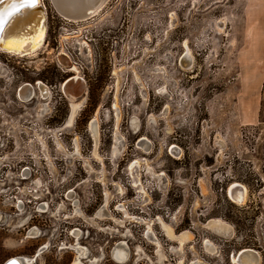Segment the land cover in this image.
I'll use <instances>...</instances> for the list:
<instances>
[{"label": "rangeland", "instance_id": "1", "mask_svg": "<svg viewBox=\"0 0 264 264\" xmlns=\"http://www.w3.org/2000/svg\"><path fill=\"white\" fill-rule=\"evenodd\" d=\"M42 1L36 57L0 51V244L43 246L35 264H72L78 247L84 264H235L244 247L264 264V0H108L79 22ZM83 74L88 107L70 104L65 127L81 100L61 82ZM35 80L52 93L19 96Z\"/></svg>", "mask_w": 264, "mask_h": 264}, {"label": "bare ground", "instance_id": "2", "mask_svg": "<svg viewBox=\"0 0 264 264\" xmlns=\"http://www.w3.org/2000/svg\"><path fill=\"white\" fill-rule=\"evenodd\" d=\"M107 1L108 0H51L56 11L62 17L72 22L84 21L90 19L92 15L94 16L95 14H99V12L103 10ZM11 2H13V0H8L1 6L0 10L6 8ZM46 11V5L42 2V0H37V3L33 7L21 9L18 14L10 19L2 33V36L0 37L1 50L13 55L28 54L29 57H36L37 52L42 48L46 37ZM186 56L188 58L190 57V54L187 53ZM187 60L188 62H186V65H189L190 61L189 59ZM75 68L76 67H74V69ZM69 81V83L75 86L76 90L84 88V82L80 81L76 76L70 78ZM66 88V85H63L64 91L67 92ZM24 90H26V92L32 91L30 86H26ZM73 102V106H76L77 108L79 104H76V102L79 101ZM229 194L235 202H245L248 195V189L245 185H237L234 189L229 190ZM210 225L220 233L231 232V227L226 222L213 220L210 222ZM37 231H32V234H35ZM181 237L182 238L180 239L188 238V236L185 237V235ZM42 250L43 246L32 257L27 255H16L9 258H14L16 264H35L37 257L40 255ZM86 251H83V253L86 254ZM128 254L127 244L124 241L118 242L116 247L113 249L114 259L120 263H126L128 261ZM233 258L236 264H260L261 260L260 254L251 249L243 250L239 253L238 257L234 256ZM73 264L83 263L80 260H75Z\"/></svg>", "mask_w": 264, "mask_h": 264}, {"label": "flooded vegetation", "instance_id": "3", "mask_svg": "<svg viewBox=\"0 0 264 264\" xmlns=\"http://www.w3.org/2000/svg\"><path fill=\"white\" fill-rule=\"evenodd\" d=\"M47 12V11H46ZM46 15H47V18H48V12L46 13ZM96 15V14H95ZM94 15V16H95ZM92 17H93V15H92ZM68 20V19H67ZM46 21H47V19H46ZM69 21V20H68ZM48 24V23H47ZM46 34H47V31H46ZM45 41H46V37H45V39H44V43H43V45H42V47L44 46V44H45ZM0 51H2V52H4L3 50H1V48H0ZM60 52H62V50L60 51ZM64 52V51H63ZM6 53V52H5ZM10 54V53H9ZM67 54V53H66ZM11 55H13V54H11ZM14 55H16V56H20L21 58H23L24 56H27V57H29L28 56V54L27 55H19V54H14ZM68 55V54H67ZM65 59H68L66 56L64 57ZM61 65L62 66H64V64L61 62ZM68 67V66H67ZM75 67V66H74ZM74 67L72 68V70H76L77 68H75L74 69ZM74 73V72H73ZM78 77L77 75H70V76H68V77H66L62 82H61V85H60V92H61V94H62V96H65L68 100L70 99L69 98V96L66 94V92L64 91V89H63V85L65 84V82L66 81H69L70 80V78H72V77ZM79 78H81V80L79 79ZM78 79L80 80V81H83L84 82V88L83 89H81V90H77L80 94H79V100H81V101H79V102H76V104H79L78 105V107L76 108V106H73V104L72 103H74L73 101H75L74 99H71V101L69 100V108H68V114H67V117H66V120H65V123H64V126L65 127H73L74 125H75V123L77 122V120H76V118L80 115V112L81 113H83V112H85L86 111V109H87V107H88V102H89V97L87 96L88 95V84H87V79H86V74H83L82 76L80 75V77H78ZM40 80H35L33 83H31V82H24L23 84H25L26 83V85H21V87H20V89H19V96H21L22 98H24V99H29V98H31V99H36V98H38V96H36V90L39 88L40 89V91H41V93H43L44 94V91L45 92H47L48 91V88H49V90H50V93H52V90L50 89V86L49 85H47L46 83L44 84L43 82L44 81H42V82H39ZM39 82V83H38ZM28 83V84H27ZM26 86H30L31 87V89H32V91L31 92H26V90H24V88L26 87ZM35 88H36V90H35ZM75 92H76V90H75ZM50 93H49V95H50ZM48 95V96H49ZM48 98V97H47ZM83 102V103H82ZM70 104H71V108H72V117L75 115V113L78 111V109L81 107V109L79 110V112H78V114H77V116H76V118L74 119V122L72 123V125H70V126H68V124H67V121L69 120V115H70V111H71V109H70ZM46 109H48V111H50V106L48 105V107H46ZM99 111V110H98ZM90 112V111H89ZM89 112H88V114L85 116V117H87V120H86V130L90 133V134H92V137L94 136V138L95 139H98V137H97V135H99V127H98V123H97V121H98V119H97V117H95V115H93L91 118H90V115H89ZM95 123L94 124V127H95V131L96 132H94L93 131V128H92V126H91V123ZM144 139H146V138H142L141 139V141L142 140H144ZM237 185H241V186H244V184H240V183H238V182H235V183H233V185L230 187V189L232 190V189H234V187H236ZM234 191V190H233ZM232 191V192H233ZM230 195V194H229ZM232 198V197H231ZM213 219H215V220H217L216 218H211L209 221H208V223L207 224H209L210 225V221L212 220L213 221ZM221 221V220H220ZM224 222V221H223ZM208 225V227L210 228V226ZM76 229V228H75ZM74 230V229H73ZM185 231H187V230H185ZM185 231H183L182 232V234L179 236V238H182L181 236H184L185 235V237H189V234L187 233V232H185ZM168 232H169V234L170 235H172V236H175L173 233H172V230H168ZM72 233V232H71ZM221 233H223V234H229V233H231V232H228V233H226V232H221ZM207 242H209V240L207 241ZM207 247H209V246H211L210 244H207L206 245ZM209 249V248H208ZM246 249H251V250H254V251H256V252H258L259 254H260V252L258 251V250H256V249H254V248H251V247H244V248H241L240 250H238L237 251V253L236 254H238V252H242L243 250H246ZM87 249H85V248H82V247H78L77 248V254H78V257L75 259V260H80L82 263H83V261L81 260V256H85L86 254H87V252L88 251H86ZM83 251H86V254H84L83 253ZM235 255V254H234ZM233 255V256H234ZM129 256H130V252H129V254H128V258L127 259H129ZM236 256V255H235ZM261 256V255H260ZM237 257V256H236ZM75 260L73 261V263L75 262ZM116 260V259H115ZM117 261V260H116ZM72 263V264H73ZM120 263V262H119ZM235 263V262H234ZM84 264V263H83ZM236 264V263H235Z\"/></svg>", "mask_w": 264, "mask_h": 264}, {"label": "snow or ice", "instance_id": "4", "mask_svg": "<svg viewBox=\"0 0 264 264\" xmlns=\"http://www.w3.org/2000/svg\"><path fill=\"white\" fill-rule=\"evenodd\" d=\"M4 0H0V4H3ZM36 0H13L8 6L0 10V32L4 30L5 24L16 14H18L21 9L33 7ZM10 264H16L15 261H11Z\"/></svg>", "mask_w": 264, "mask_h": 264}, {"label": "crops", "instance_id": "5", "mask_svg": "<svg viewBox=\"0 0 264 264\" xmlns=\"http://www.w3.org/2000/svg\"><path fill=\"white\" fill-rule=\"evenodd\" d=\"M9 238H4L0 244V264H3L9 257L15 256L13 252L9 250L11 248V243H9ZM4 248V250H2Z\"/></svg>", "mask_w": 264, "mask_h": 264}, {"label": "water", "instance_id": "6", "mask_svg": "<svg viewBox=\"0 0 264 264\" xmlns=\"http://www.w3.org/2000/svg\"><path fill=\"white\" fill-rule=\"evenodd\" d=\"M7 1H8V0H4V3H3V4H0V8H1V6L4 5ZM36 3H37V0H36ZM36 3H35V4H36ZM9 21H10V20H9ZM9 21H8V22H9ZM8 22L5 24L4 29L6 28V25L8 24ZM3 31H4V30H3ZM3 31L0 32V37L2 36ZM79 79L81 80V78H79ZM67 82H68V81H66L65 84H64V85H66V87H67L66 90L68 91L69 88H70V89H71V88L73 89V84H70V83H69L70 81L68 82L69 84H68ZM115 247H116V245L113 247V249H114ZM127 248H128V253H129V252H130V251H129V246H127ZM113 249H112V251H111L112 258L114 257V256H113ZM113 259H114V258H113ZM11 261H14V258H9L8 260H6V261L4 262V264H10Z\"/></svg>", "mask_w": 264, "mask_h": 264}, {"label": "built area", "instance_id": "7", "mask_svg": "<svg viewBox=\"0 0 264 264\" xmlns=\"http://www.w3.org/2000/svg\"><path fill=\"white\" fill-rule=\"evenodd\" d=\"M43 2V1H42ZM44 3V2H43Z\"/></svg>", "mask_w": 264, "mask_h": 264}]
</instances>
